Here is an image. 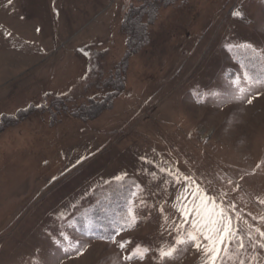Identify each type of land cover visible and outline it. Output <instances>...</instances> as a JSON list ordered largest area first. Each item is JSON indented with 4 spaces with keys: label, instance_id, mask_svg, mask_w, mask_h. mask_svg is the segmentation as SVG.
Segmentation results:
<instances>
[{
    "label": "rangeland",
    "instance_id": "obj_1",
    "mask_svg": "<svg viewBox=\"0 0 264 264\" xmlns=\"http://www.w3.org/2000/svg\"><path fill=\"white\" fill-rule=\"evenodd\" d=\"M131 2L0 0V264H160L124 257L175 236L169 170L235 205L245 248L223 264H264V0L161 9L111 107L76 118L114 92ZM201 259L187 245L169 264Z\"/></svg>",
    "mask_w": 264,
    "mask_h": 264
},
{
    "label": "snow or ice",
    "instance_id": "obj_2",
    "mask_svg": "<svg viewBox=\"0 0 264 264\" xmlns=\"http://www.w3.org/2000/svg\"><path fill=\"white\" fill-rule=\"evenodd\" d=\"M11 2L12 0H8L9 4ZM232 15L238 19L243 17V13L239 9L233 10ZM255 86L251 85L248 88L241 89V92H250L251 88ZM236 98L241 99L243 97L238 96ZM247 102L251 104L252 99L248 98ZM86 158L88 157L82 156L76 163L81 164ZM141 160L144 163H152L146 157H141ZM160 171L163 172L164 169H160ZM150 174L156 175L155 172ZM169 182L173 185H181L173 205L179 213V219L175 220L174 218L171 228L168 229L169 235L171 236L174 232L175 236L167 248L162 246L154 250L145 247L143 255L130 253L124 257L125 260H144L148 253L156 251L160 264H169L179 250L190 245L201 254V264H223V258L220 254L222 252L227 253L230 246L235 245L239 249L245 248L243 239L238 240V237H240L239 224H233L235 205L224 202L217 192L212 189L208 181L203 178L196 181L194 177L190 176L181 177L179 173L173 174L169 170V180L165 183ZM229 182L231 183V181ZM237 187L239 186L237 185ZM260 203L264 204V201H260ZM256 232L264 239V231L257 228ZM116 235H119V233L117 232ZM249 240L254 241L251 234H249ZM113 242L116 241L113 240ZM129 243L131 241H119V247L124 249ZM257 246L264 249V243L254 241L252 247L255 249ZM260 255V253H256L253 259ZM240 264H244V261H241Z\"/></svg>",
    "mask_w": 264,
    "mask_h": 264
},
{
    "label": "trees",
    "instance_id": "obj_3",
    "mask_svg": "<svg viewBox=\"0 0 264 264\" xmlns=\"http://www.w3.org/2000/svg\"><path fill=\"white\" fill-rule=\"evenodd\" d=\"M178 1L180 0H135L127 6L121 21V31L125 34V52L115 68V80L111 83L114 92L107 95L105 99L91 101L88 105L78 107L79 110L74 117L92 120L102 111L111 107L112 99L124 89V71L127 68L129 58L149 43L148 27L155 22L161 9L174 5ZM108 207L109 205L106 206V208ZM111 208L114 209V206ZM101 214L102 212L99 213V216Z\"/></svg>",
    "mask_w": 264,
    "mask_h": 264
}]
</instances>
